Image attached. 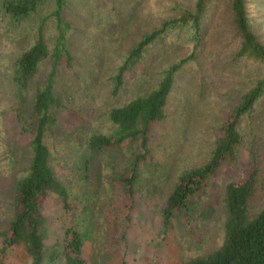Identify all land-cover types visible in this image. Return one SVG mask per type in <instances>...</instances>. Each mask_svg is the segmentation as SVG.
Here are the masks:
<instances>
[{"label":"rangeland","instance_id":"1","mask_svg":"<svg viewBox=\"0 0 264 264\" xmlns=\"http://www.w3.org/2000/svg\"><path fill=\"white\" fill-rule=\"evenodd\" d=\"M195 1L68 0L63 11L70 25L67 52L55 79L62 105L51 109L57 122L44 139L54 182L42 200V232L52 251L59 253L56 244L72 223L81 239L84 264H188L220 246L224 190L230 182L255 172L250 214L264 207L263 96L251 113L238 119V142L205 190L171 213L165 209L182 175L208 161L223 137L222 125L263 75V67L251 60L232 61L240 39L228 0L211 4L205 46L197 61L176 74L164 118L152 126L145 149L141 137L115 142L119 135L110 111L154 90L164 70L191 50L173 43L172 37L163 38L147 49L116 96L114 76L142 34L159 28L179 9H190ZM247 11L254 34L264 43V0H247ZM51 12L52 5L45 4L19 26L0 18V264L30 261L23 245L4 248L3 240L13 215L15 182L24 174L29 156L35 84L43 81L50 64L41 65L24 95L13 82V64L39 31L49 48L54 46L57 31ZM100 137L110 143L101 145Z\"/></svg>","mask_w":264,"mask_h":264},{"label":"trees","instance_id":"2","mask_svg":"<svg viewBox=\"0 0 264 264\" xmlns=\"http://www.w3.org/2000/svg\"><path fill=\"white\" fill-rule=\"evenodd\" d=\"M215 0H196L190 9H179L176 16L163 21L161 26L142 34L130 48L127 57L114 76L112 95L116 96L125 85L127 74L144 58L147 49L161 43L163 38H170L173 43L190 48V54L168 66L159 85L145 96L138 97L125 105L113 108L109 120L116 126L115 133L120 143L123 138L141 137L145 149L147 136L152 126L164 118V107L172 90L175 76L187 63L197 61L208 35V14ZM68 0H0V18L19 26L26 19L36 14L45 4L52 5L51 16L56 23L57 35L54 46L50 49L42 31L32 46L25 50L13 64V82L19 94H25L34 82L43 63L50 64V70L41 83L35 84L30 108V127L32 136L29 141V156L26 159L24 174L18 177L13 189V215L7 223L4 248L23 245L29 264H84L81 239L72 223H68L63 237L56 245L59 253L45 245L43 228L44 195H48L49 185L54 176L49 166V150L44 139L46 132L57 122L51 109L61 107V100L56 93L55 79L57 67L66 54V38L70 25L63 17ZM231 23L239 37V49L232 56L235 62L239 58L263 67V75L254 86L243 94L233 108L228 121L222 125L223 137L212 151L208 161L198 169L183 174L166 202V213L185 206V203L210 181V176L218 170L222 161L238 142L235 125L247 112H252L254 105L264 96V43L252 30L247 11V0H228ZM181 10V11H180ZM41 85V86H39ZM100 137L99 143L107 145L109 140ZM95 139L92 138V143ZM89 145V144H88ZM94 146V145H89ZM139 156L136 157V162ZM133 166V162L130 164ZM255 172L245 180L232 181L224 190V209L226 219L222 227V242L215 250L190 260L188 264H264V207L251 215V203L255 191ZM133 175L127 177L131 181ZM45 196V197H46ZM65 210L67 206L63 205ZM48 249H46V248ZM57 248V247H53ZM51 250V251H50Z\"/></svg>","mask_w":264,"mask_h":264}]
</instances>
